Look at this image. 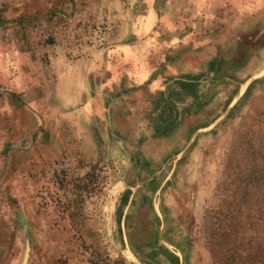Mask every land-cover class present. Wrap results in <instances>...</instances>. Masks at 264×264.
Wrapping results in <instances>:
<instances>
[{
  "label": "rangeland",
  "instance_id": "1",
  "mask_svg": "<svg viewBox=\"0 0 264 264\" xmlns=\"http://www.w3.org/2000/svg\"><path fill=\"white\" fill-rule=\"evenodd\" d=\"M108 2L0 0V27L5 25L0 38L5 44V80L0 70V264H23L25 259V264H231L237 243L225 234L237 207L243 208L239 230L248 228L256 246L264 243L260 206H255L254 223H248L242 189L251 146L258 137L264 143V0H201L216 2L218 13L231 20L182 22L188 31L198 29L203 36L207 31L212 38L225 34L228 23L232 38H224L218 48L231 45L234 51L217 58L246 56L251 63L233 70L242 76L212 84L216 98L205 102L200 123L197 115L181 121L179 128L188 129L181 139L187 147L160 167L161 177L172 174L156 197L172 228H162L164 242L157 240L160 244L151 251L131 242L121 225V194L139 181H127L124 166L68 149L62 140L66 123L52 109L54 46L78 47L80 52L82 45L108 44L110 15L118 13ZM207 56L214 53L197 54L202 60ZM20 60L38 67L46 91L18 87L16 78L24 67ZM228 87L230 98L237 93L229 106ZM216 115L208 128L196 131ZM140 135L148 139L147 132ZM237 186V197L244 196L239 201L232 200Z\"/></svg>",
  "mask_w": 264,
  "mask_h": 264
},
{
  "label": "crops",
  "instance_id": "2",
  "mask_svg": "<svg viewBox=\"0 0 264 264\" xmlns=\"http://www.w3.org/2000/svg\"><path fill=\"white\" fill-rule=\"evenodd\" d=\"M108 5L118 9L110 15L108 44L98 41L82 45L80 52L78 47L54 46L50 60L56 78L52 96L56 105L52 109L66 123L62 140L68 149L79 148L89 158L124 166L129 170L126 180L139 181L136 188L128 185L121 194V225L127 228L131 242L151 251L164 242L162 228H172L168 217L163 218L156 197L172 174L161 177L160 167L187 147L181 139L188 129L179 128L181 121L197 115L200 123L205 102L216 98L212 84L242 76L233 70L247 68L251 62L246 56L217 58L218 53L234 51L231 45L218 48L224 38H232L228 23L225 29L229 30L214 38L206 36L207 31L204 36L197 33L198 29L188 31L182 24L184 20L202 19L210 24L231 20L218 13L216 2L109 0ZM3 26L0 38L5 35ZM207 51L214 56L197 58ZM19 57L25 59L24 54ZM23 60L19 61V67H24L16 78L18 87L27 91L37 86L46 91L38 67L27 66ZM58 61L65 62L64 66H58ZM0 70L1 80H5L2 43ZM231 89L228 87L230 93L225 97L229 99L227 106L237 96L230 98ZM217 118L199 125L196 131L208 128ZM142 131L147 132L148 139L138 136ZM131 132L135 133L133 139ZM167 234L164 231L165 239ZM152 244L154 247L149 248Z\"/></svg>",
  "mask_w": 264,
  "mask_h": 264
},
{
  "label": "trees",
  "instance_id": "3",
  "mask_svg": "<svg viewBox=\"0 0 264 264\" xmlns=\"http://www.w3.org/2000/svg\"><path fill=\"white\" fill-rule=\"evenodd\" d=\"M260 141L261 138L259 139V137L255 139V142L251 146V159L249 160L248 158L243 164L246 167V181L242 186V189L244 188L246 192L244 194L246 195L247 203L245 205V210L247 211L245 216L248 218V223L250 224L254 223L256 215L255 206H260V216L262 217L263 215L264 217V143ZM237 191H240L238 186L232 194V200L244 197L243 195L237 197L239 196V192L237 193ZM239 212L242 213L243 208L237 207L233 210V216L230 218V222L227 225V233L225 234L226 238L231 236L232 239L235 238L237 243L235 248H231L230 262L231 264H264V243L263 245L260 243V245L256 246L255 236H248V228L242 231L239 230L243 222ZM262 220L264 222V218Z\"/></svg>",
  "mask_w": 264,
  "mask_h": 264
},
{
  "label": "water",
  "instance_id": "4",
  "mask_svg": "<svg viewBox=\"0 0 264 264\" xmlns=\"http://www.w3.org/2000/svg\"><path fill=\"white\" fill-rule=\"evenodd\" d=\"M27 254H28V251H27ZM26 260H27V259H25V261H24V263H23V264H25V263H26Z\"/></svg>",
  "mask_w": 264,
  "mask_h": 264
}]
</instances>
